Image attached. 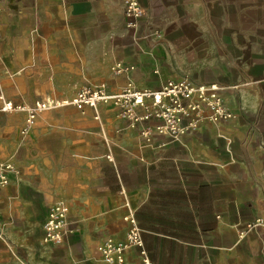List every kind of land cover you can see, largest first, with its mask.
<instances>
[{
  "label": "crops",
  "instance_id": "crops-1",
  "mask_svg": "<svg viewBox=\"0 0 264 264\" xmlns=\"http://www.w3.org/2000/svg\"><path fill=\"white\" fill-rule=\"evenodd\" d=\"M139 1L135 44L123 0H0V93L31 105L191 76L226 84L234 114L172 141L112 103L50 106L25 132L26 111L0 112V160L15 167L0 186V264H106L97 246L125 238L128 208L153 264H264V231L246 227L264 221V0ZM58 199L68 231L46 243Z\"/></svg>",
  "mask_w": 264,
  "mask_h": 264
},
{
  "label": "built area",
  "instance_id": "built-area-1",
  "mask_svg": "<svg viewBox=\"0 0 264 264\" xmlns=\"http://www.w3.org/2000/svg\"><path fill=\"white\" fill-rule=\"evenodd\" d=\"M123 18L135 44L142 39V19L146 10L139 0H123ZM239 88V84H229ZM222 85L217 81H198L195 78L181 77L167 80L160 87L143 88L124 86L117 92L106 90L104 82L84 85L75 94L64 100L37 99L31 105L13 102L5 94L0 93V112L26 111L22 124V132L27 131L35 122L39 113L60 104H72L77 108L85 105L96 108L102 103H112L119 108V116L129 124L139 121L156 119L154 131L166 135L170 140H179L183 136L198 131L204 121L220 123L230 118L234 112L226 104ZM138 107L146 109L144 114L136 112ZM97 116V115H96ZM144 137L150 136L148 127L140 130ZM15 169L12 163L0 160V186L8 184L9 173ZM68 204L64 199H58L47 212L43 222V241L54 243L62 240L68 231ZM124 219L127 221L126 236L118 239L107 236L97 248L106 264H128L126 252L136 250L140 264H153L147 248L144 246L142 230L140 229L134 210L128 208ZM246 227L259 228L264 231V221L261 217L253 218L246 223ZM243 233V232H242Z\"/></svg>",
  "mask_w": 264,
  "mask_h": 264
}]
</instances>
